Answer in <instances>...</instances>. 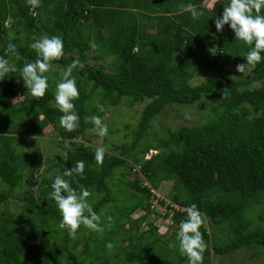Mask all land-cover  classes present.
Returning a JSON list of instances; mask_svg holds the SVG:
<instances>
[{
  "label": "trees",
  "instance_id": "obj_1",
  "mask_svg": "<svg viewBox=\"0 0 264 264\" xmlns=\"http://www.w3.org/2000/svg\"><path fill=\"white\" fill-rule=\"evenodd\" d=\"M205 2L40 0L30 10L26 0H0V57L18 69L0 80V264H188L177 233L192 204L204 219L202 264L242 249L264 258V52L248 76L229 77L227 68L246 63L254 45L237 41L229 25L217 31L215 20L230 0H217L211 9ZM189 3L203 11L198 20L181 8ZM45 35L61 37L64 53L45 74V96L34 98L19 69L37 59L31 44ZM223 37L227 44L219 48ZM9 43L16 45L15 55L7 53ZM91 59L100 64L91 65ZM77 60L83 67L72 72L79 91L73 103L80 122L68 132L50 102L62 73ZM198 75L206 79L194 86ZM203 96L212 106L205 122L148 138L169 106H192ZM124 100L129 107L147 104L131 140L105 150L98 165L97 148L78 141L93 128L85 118H103ZM48 128L68 142L67 169L85 163L82 178L65 179L78 193L81 185L90 191L103 233L81 226L73 239L61 229L59 209L48 195L63 173L38 180L51 165L38 154L18 151L17 137L42 139ZM164 182H173L170 205L153 194ZM26 183L34 192L23 194ZM12 200L23 204L21 215L10 214ZM154 203L166 208L165 221L172 223L164 232L150 219L157 212ZM137 212L143 215L136 218Z\"/></svg>",
  "mask_w": 264,
  "mask_h": 264
},
{
  "label": "clouds",
  "instance_id": "obj_2",
  "mask_svg": "<svg viewBox=\"0 0 264 264\" xmlns=\"http://www.w3.org/2000/svg\"><path fill=\"white\" fill-rule=\"evenodd\" d=\"M26 3L31 6L30 10L40 6V0H26ZM181 8L189 12L194 20H198L204 14L191 3L181 5ZM262 8H264V0H230L228 4L224 5L222 17L215 20L218 32H222L224 26L229 25L237 41L244 42L249 46L254 45L244 57L246 63L236 66L237 72L242 74L249 68H254L262 59L261 53L264 52V15L260 14ZM253 10L256 15H253ZM31 48L37 53V59L34 62L25 63L19 69L20 78L23 79L24 87L28 89V95L34 98H42L49 86L48 76L45 74L51 69L52 61L59 60L63 56L64 44L59 36L50 38L45 35L31 44ZM6 51L15 55L16 45L9 43ZM78 66L83 67L78 60L74 61L62 73V79L56 85L54 100L50 102L52 108L62 113L59 117V125L68 132L76 130L80 122V117L76 113L73 103L74 100L78 99L79 91L76 80L72 78L73 69ZM17 70L16 65L11 64L8 59L0 57V80L10 73L17 72ZM97 107L103 111L102 106L97 105ZM85 122H90L93 125L89 131L101 139L107 135L108 127L103 123L101 117L92 115L86 117ZM33 139L37 140V137H33ZM104 157L105 148L98 147L95 150L96 163L102 165ZM84 170L85 163L82 160L77 161L70 170L65 168L63 175L55 177L51 185L52 191L48 195V200L55 201L62 217L59 227L66 229L73 239L76 238L77 231L81 226L94 232L103 233L104 231L100 224V216L89 203L90 191L81 185L78 193L71 186L69 180L65 179V177H73L74 175L82 178ZM162 201H166L165 198ZM166 202L170 205L168 203L170 201ZM174 207L176 210L183 211L178 206ZM185 211L187 219L180 223L177 233L179 252L187 257L188 264H202L203 253L207 247L200 231L204 219L195 204H192ZM109 220H111L110 217ZM107 247L111 249L114 245L109 243Z\"/></svg>",
  "mask_w": 264,
  "mask_h": 264
},
{
  "label": "rangeland",
  "instance_id": "obj_3",
  "mask_svg": "<svg viewBox=\"0 0 264 264\" xmlns=\"http://www.w3.org/2000/svg\"><path fill=\"white\" fill-rule=\"evenodd\" d=\"M217 0H206L205 7L211 9L212 3H215ZM10 23V22H9ZM42 37H36L35 41ZM226 37L219 38V48L225 47L227 44ZM92 56V53L89 55ZM111 59L106 61L108 64ZM91 65L98 66L100 62H96L91 59ZM253 71L252 68L246 70V76H248ZM108 72H110L108 70ZM227 75L229 77L237 78L240 73L237 72L236 66L232 65L227 68ZM233 78V79H234ZM204 76H196L191 80V84L194 86L200 85L205 81ZM253 87H260L259 84L253 85ZM208 97H204L198 102V104L192 106H169L165 112H163L153 124L152 131L149 133L148 138H153L154 136H164L167 135L170 130L178 129L182 126H195L200 123H203L208 118V113L211 109L210 102L208 101ZM147 102L139 103L132 107H129L128 101L124 100L117 107H110L107 109V113L102 119L103 123L107 125V127L111 129H119V132L116 134L107 133L108 141H104V137L101 139L98 136H95V133L88 132L86 138L80 139L78 141H83V143L87 144V146H93L95 148L104 147L106 151L115 150V144H123L131 140L132 136V128H134L141 117L142 110L146 106ZM131 126V128H127ZM48 131V132H46ZM47 133L44 138L37 140L33 139L30 136H19L17 137L18 141V151L27 153L38 154L43 157L45 164L51 165V171L49 173L44 172L42 169L38 175L40 176L38 180L43 178H52L55 173L60 172L63 173V170L66 168V158L68 151V142L63 141L58 137L57 132L54 130H50V128L46 129L44 134ZM2 146V144H0ZM155 153V151L153 152ZM66 154V155H65ZM152 155V152L149 156ZM131 162L129 163V165ZM28 183V182H27ZM25 185L23 189V194H28L29 191L34 192V189L30 187L29 184ZM37 184H34L36 187ZM173 182H164L161 186L160 193L162 197L165 198L166 201H171L173 196L172 190ZM31 188V189H30ZM165 201V202H166ZM170 203V202H168ZM155 215L150 217L151 220L155 222L160 228H164L162 231L164 232L172 225L171 222H166L164 217V208L161 205L154 204ZM8 210L11 215L19 216L23 210V204H19L16 200H12L9 202ZM158 213V214H157ZM143 215V212H137L135 217H140ZM158 215V216H157ZM222 235L220 230H217L216 234ZM255 251L242 249L235 254L227 255V256H214L212 264H264V258L255 257Z\"/></svg>",
  "mask_w": 264,
  "mask_h": 264
},
{
  "label": "built area",
  "instance_id": "obj_4",
  "mask_svg": "<svg viewBox=\"0 0 264 264\" xmlns=\"http://www.w3.org/2000/svg\"><path fill=\"white\" fill-rule=\"evenodd\" d=\"M153 194L156 196L157 199L159 200H163L164 198L159 194V193H156L155 191H153ZM156 204V203H154Z\"/></svg>",
  "mask_w": 264,
  "mask_h": 264
}]
</instances>
